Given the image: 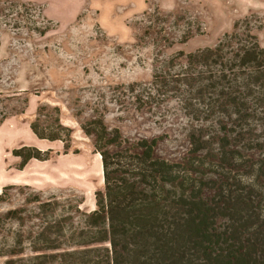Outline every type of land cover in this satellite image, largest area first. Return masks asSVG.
Segmentation results:
<instances>
[{
    "label": "rangeland",
    "instance_id": "374dc122",
    "mask_svg": "<svg viewBox=\"0 0 264 264\" xmlns=\"http://www.w3.org/2000/svg\"><path fill=\"white\" fill-rule=\"evenodd\" d=\"M18 1L27 5L25 26L0 25V264H34L25 259L72 249L81 238L104 189L87 130L105 128L110 152L158 139L154 156L171 162L190 156L192 130L216 135L217 147V123L185 114L176 94L152 87L158 68L248 24L264 47V0ZM35 122L60 139L37 138ZM116 132L120 143L111 145ZM23 147L47 159L21 165L12 152Z\"/></svg>",
    "mask_w": 264,
    "mask_h": 264
},
{
    "label": "trees",
    "instance_id": "16d2710c",
    "mask_svg": "<svg viewBox=\"0 0 264 264\" xmlns=\"http://www.w3.org/2000/svg\"><path fill=\"white\" fill-rule=\"evenodd\" d=\"M26 6L0 0V25L25 26ZM248 27L227 34L214 47L187 54L184 63H177L182 53L171 58L169 66L179 65L175 73L164 65L153 75L152 87L176 94L185 114L219 125L217 147L212 148L216 135L192 130L190 156L185 163L171 162L154 156L158 139L110 152L105 128L87 130L96 136L104 189L96 192V208L86 215L82 239L72 249L26 261L264 264V47ZM31 128L39 139H60L41 132L36 122ZM114 136L120 137L113 134L111 145L120 143ZM207 143L211 155L204 153ZM12 153L22 158L21 165L47 159L33 147ZM97 244L106 247H93Z\"/></svg>",
    "mask_w": 264,
    "mask_h": 264
}]
</instances>
